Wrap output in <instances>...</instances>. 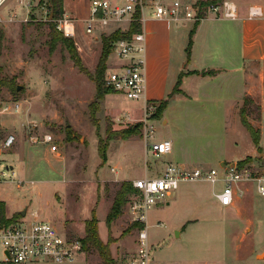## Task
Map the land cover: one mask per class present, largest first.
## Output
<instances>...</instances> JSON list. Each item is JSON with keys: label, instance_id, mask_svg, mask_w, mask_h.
Instances as JSON below:
<instances>
[{"label": "rangeland", "instance_id": "374dc122", "mask_svg": "<svg viewBox=\"0 0 264 264\" xmlns=\"http://www.w3.org/2000/svg\"><path fill=\"white\" fill-rule=\"evenodd\" d=\"M10 1L5 0L0 6V29L4 32L0 49V105L12 110L14 104H19L20 112L0 116L1 135L11 134L16 138L14 146L0 158V202L5 204V216L18 217L21 211L26 210L27 217L37 214L42 220H50L70 240L81 241L85 237V222L96 209L100 238L107 243L109 229L106 215L121 184H98L96 165L101 160L97 145L100 138L103 144L107 143L108 130L109 135H114L137 124H141L142 128L141 134L135 137L144 139L145 114L141 117V113L137 112L135 117L129 118L125 111L142 110L141 101L128 100L118 93L113 92V96L98 101L94 78L101 63L103 36L113 33L116 26L126 28L128 24H110L104 33L100 31L103 27L98 24L99 30L87 34L84 26L89 16L84 22H77L74 37H66L57 28L56 32L53 30L49 23L48 7L40 5L38 0L25 1L27 11L6 17ZM224 1L234 0H199L196 6L189 5L193 8L209 5L203 6V15L206 16L213 12L208 7H221ZM237 1L243 3L248 0ZM152 12L149 6L145 8V16L152 17ZM64 19L71 20L68 17ZM189 22L194 24L193 21ZM53 24L58 25L59 21ZM51 33H56L57 42ZM110 56L106 62L107 68L112 65ZM179 65L183 67L184 63L180 64L176 43L173 74ZM100 86L107 94H112L103 80H100ZM17 87L22 89L18 91ZM196 101L194 99L193 103ZM184 102L183 98L176 97L165 111L164 118L156 122L152 120H155L158 106L154 114L148 113L155 130L153 140H172L175 147H180L182 154L191 152L195 158L202 154L214 157L222 147L220 137H223L225 126L223 109L210 100L194 103L195 108L189 110ZM249 111V121L253 126L263 127L261 110L250 105ZM31 123H36L38 127H32ZM238 125L248 141L242 139L234 147L228 146L227 142L223 147L229 154L244 156L250 154L255 145L239 120ZM46 135L53 137L52 144H42ZM32 137L38 138L39 142L33 143ZM117 140L121 139L108 143V154L121 159L117 171L123 167L122 179L137 175L154 178L167 166L177 165L176 153L157 159L150 154L144 141H134L124 149ZM146 143L149 144V141ZM47 148L50 153L43 155V150ZM245 162L253 171L264 172V140L261 152H257L255 157L246 158ZM115 166L116 163L109 164L106 168L110 170ZM2 172L7 174L2 176ZM242 185L235 186V197L244 200L246 191L241 188ZM197 192L203 193L206 204L211 199L208 184L183 183L165 203L149 211V222L146 223L149 237L158 235L165 240L163 244L168 246L167 252L182 256L189 264H232L225 257L232 253L235 239L225 235L222 216H211L205 206L198 204L195 199ZM257 196L260 208L264 198ZM132 197L133 194L128 199ZM260 211L264 212L263 206ZM184 219L197 224L186 228L182 238L177 239L175 232L179 231L178 227L183 229L181 221ZM160 223L162 226L156 227ZM137 224L133 222L127 203L111 226L110 234L118 245L113 247L115 264H125L130 259L132 252L125 244H132L136 240L141 229ZM263 229L260 223H256L248 233L254 238L255 255L249 254L244 260L233 264H264ZM76 260L77 264H101L95 251L83 250ZM42 263L52 264L44 261L32 264Z\"/></svg>", "mask_w": 264, "mask_h": 264}, {"label": "crops", "instance_id": "0c3cea01", "mask_svg": "<svg viewBox=\"0 0 264 264\" xmlns=\"http://www.w3.org/2000/svg\"><path fill=\"white\" fill-rule=\"evenodd\" d=\"M164 1L171 4L175 0ZM181 1L184 5L193 4L196 6L195 4L199 0ZM90 3L91 0H64V17L71 18V20H66L72 22L74 33L78 25L77 22H84L89 18ZM227 3L232 4L236 8V16L234 18L225 17L222 9L218 13L207 14L197 25L193 36V44L189 51L190 32L194 28V24H191L189 21L183 23L172 20H157L149 15L145 16V10L143 12L144 21L142 23V31L145 34L146 45V90L144 99L141 100L142 110H127L125 111L126 115L128 114L129 118H133L137 115V112H140L142 117L148 105L154 104L159 106L163 100L168 99V96L173 92L180 77H182L180 93L173 95L169 99L168 105L160 120L164 118L165 111L176 97L183 98L184 103L189 106V110L195 108L194 103H202L210 100L223 109L222 114L225 117V126L222 131L223 137H220L222 147L214 157H210L209 154H202L200 157L195 158L191 156V152L182 154L180 147H175L172 140L166 139L172 143L173 149L171 154H178V158L175 160L176 166L182 168L192 170L197 168L205 170L215 169L229 163L243 162L246 158L255 157L258 152L255 147L250 150V154L244 156L232 155L223 146L228 142V146L234 147L239 145L240 140L248 138L238 125V120L241 123L240 109L243 107L246 98L251 99L255 106L260 107L262 123H264V0H248L243 3L234 0L232 2L228 1ZM24 6L27 8L25 0H11L7 7L10 10L9 13H6V17L10 15L18 16L17 13L19 11H27ZM251 8L260 9L262 15L250 17ZM113 29H115L113 32L120 30ZM128 29L129 27L123 28L124 31ZM176 43L178 44L180 52V64L184 63V65L183 67L181 65L177 66L173 74V53ZM110 59L113 62L114 57L110 56ZM207 72L213 73L212 75H205ZM114 94L106 95L104 100ZM194 99L201 102L196 101L193 103ZM152 121L156 122L159 120ZM260 131V145L263 147L264 125L260 127ZM134 141H144L145 147H148L145 138L132 137L128 140H117L124 149L128 144L134 143ZM60 146L62 145L60 144ZM45 150H43V155L50 153L48 148ZM120 161L121 159L119 157L114 158V155L112 156L107 152V162L105 165L102 166L100 161L96 165L95 177L96 179L98 178V184L109 182L119 184L123 182L133 183L136 180L143 179L138 175L135 178L122 179L123 167L121 166L119 172L117 171V164ZM115 163L116 166L114 168L107 170L106 167H109V164ZM144 178L149 177L146 176ZM188 183L208 184L211 187V199L207 204L204 202L205 199L202 192H197L195 199L199 205H203L205 209L209 210L211 216H222L225 235L228 238L235 239L234 249H232V253L229 256L225 257V260L233 264L244 260L245 256L249 254H254L256 251V246L253 242L254 238L248 233L254 229L256 223H260L264 227V220H262L264 212L260 211L261 206L264 207V200L259 208V205H257L258 196L255 185L251 182L243 183L241 188L246 191V198L242 200L235 197L232 206L223 207L214 197V194L222 189L221 184L214 186L207 182ZM152 210L153 208L150 212ZM94 211L96 212V209ZM150 212L147 214L146 223L149 222ZM26 215L19 217H27ZM223 216H225V220ZM5 218L17 219L15 216L8 218L7 215ZM190 221L193 220L184 219L181 221V224L184 225L183 229L178 227L179 231L175 232L177 239L182 238L186 228L197 224L189 223ZM139 225L141 228L143 227L142 224ZM145 226L147 227V224ZM160 226H162L161 223L156 227ZM148 239L155 264L190 263L185 261L182 256L174 255L172 254L173 252H167L168 246L163 244L165 240L158 237V235H153L151 238L148 233ZM103 242L106 243L105 241ZM120 243L121 241L118 243L119 246H121ZM114 246H118L117 242L110 245L113 257H115L113 253ZM125 247H129L128 249L132 252L130 256H132L137 249L136 240L132 244L131 242L127 245L125 244ZM257 257L258 254H256V259ZM62 264H77V260L72 263Z\"/></svg>", "mask_w": 264, "mask_h": 264}, {"label": "built area", "instance_id": "2783aa9c", "mask_svg": "<svg viewBox=\"0 0 264 264\" xmlns=\"http://www.w3.org/2000/svg\"><path fill=\"white\" fill-rule=\"evenodd\" d=\"M5 0H0V6ZM28 1L29 0H25ZM149 6L152 9V17L157 20H172L174 22H195L198 18L200 7L184 5L181 0H175L171 4L164 0H91L90 19L85 23V31L91 34L99 28L104 33L110 24L126 23L128 27L136 20V14L141 13L139 23H143V12ZM212 13H218L221 9L225 17L234 18L236 8L225 2L220 6L209 7ZM261 10L251 8L250 17L261 16ZM68 26H71L68 28ZM123 30L124 27L116 26ZM57 29L66 37H74V26L68 20H61ZM146 45L143 31L135 34L131 39H122L111 44V56L114 62L107 68L105 85L115 93L123 95L131 101L144 99L146 90ZM1 88V84H0ZM156 105L150 104L145 108V140L149 141L150 154L155 158L169 155L172 152V143L168 140L154 141V127L150 124L148 113L154 114ZM20 112V105L14 104L12 110L0 105V116L11 115ZM37 128L36 123H31ZM33 143H38V138L32 137ZM42 144L50 145L53 137L46 135ZM16 143L15 136L1 135L0 131V158L4 152L11 149ZM7 173L2 172L5 176ZM188 182H207L211 185H222V189L214 194L215 199L223 206L230 207L235 199V186L240 183L251 182L255 185L256 192L264 197V172L253 171L249 163H229L215 169H186L176 165H169L165 171L154 178H143L134 181L135 192L129 200V213L133 222L142 224L136 238V252L125 264H155L152 249L149 244L146 229L148 212L165 203L171 194L178 190L180 184ZM27 216V215H26ZM83 253L81 241L70 240L62 234L50 221L42 220L37 214L31 217H19L17 219L0 220V264H32L36 262L72 263Z\"/></svg>", "mask_w": 264, "mask_h": 264}, {"label": "trees", "instance_id": "16d2710c", "mask_svg": "<svg viewBox=\"0 0 264 264\" xmlns=\"http://www.w3.org/2000/svg\"><path fill=\"white\" fill-rule=\"evenodd\" d=\"M39 4L42 6H47L49 10V19H50V14L53 12L52 20L49 21L51 26L53 27V30L56 32L57 24L56 23L60 20H63L64 17V0H40ZM203 6H209V5H203ZM203 6L200 7V12L198 15L197 20L194 22V28L190 32V40H189V46H188V51L190 50L192 44H193V36L195 33V30L197 28L198 23L200 22L201 19H203L205 16L203 15ZM209 8V7H208ZM141 18V13L138 12L136 14V20L132 22L130 25L129 29L125 32L121 30H117L110 35L103 36L102 38V56H101V63L97 66V72L96 76L94 78L95 84H96V89H97V100L101 101L105 98L106 95H109L110 93L107 94L106 90H102L100 86V80H103L105 84V74H106V62L111 54V44L113 42L122 40V39H131L135 34L139 33L142 31V25L139 23V19ZM53 33V31H52ZM51 36L53 39L57 42L58 37L56 36V33H54ZM63 33V32H61ZM64 35V34H63ZM4 40V32L3 30L0 29V49L2 47V43ZM213 72H207L205 75H212ZM181 78H179L173 92L168 96V99L163 100L157 109L156 115L154 116L155 120H160L162 117V114L164 110L166 109L169 99L175 95L180 93V83H181ZM106 86V85H105ZM18 88V87H17ZM106 88L109 91L113 90L110 89L109 87L106 86ZM115 93V92H114ZM254 105V102L246 98L243 107L240 109V118H241V123L249 133L253 144L257 148L258 152H261V131L260 128L254 127L253 124L249 121V106ZM255 106V105H254ZM257 107V106H256ZM99 108V107H98ZM260 110V107H257ZM97 111L94 110V112ZM141 124H137L135 126L129 127L127 129L120 130L116 132L114 135H109V130L107 131L108 137H107V143L103 144L102 138L99 140V146H98V154L101 159V165H105L107 162V152H108V147H109V142L115 140V139H121V140H128L132 137L139 136L141 134ZM247 162L243 161L241 164H245ZM135 192L133 188V184L131 182H123L121 184L120 189L115 195L113 204L107 214L106 217V225L109 229V241L107 243H104L100 236H99V231H98V220L96 218L95 211L92 213V217L85 222V237L81 240L82 245H83V250L86 252L90 251H95L101 261V264H115L114 259L112 257L111 251H110V245L114 242L113 238L111 236V226L113 223L119 218V216L122 214L123 208L125 205L129 202V196ZM21 216V215H19ZM18 216V217H19ZM17 218V217H16ZM0 220L4 221L5 220V204L0 202ZM139 228H141L140 225L137 224Z\"/></svg>", "mask_w": 264, "mask_h": 264}, {"label": "water", "instance_id": "95a60500", "mask_svg": "<svg viewBox=\"0 0 264 264\" xmlns=\"http://www.w3.org/2000/svg\"><path fill=\"white\" fill-rule=\"evenodd\" d=\"M52 16H53V12L50 14V21L52 20ZM22 89V87H18L17 90L20 91ZM26 210L20 212L21 216H25L26 215Z\"/></svg>", "mask_w": 264, "mask_h": 264}, {"label": "bare ground", "instance_id": "6f19581e", "mask_svg": "<svg viewBox=\"0 0 264 264\" xmlns=\"http://www.w3.org/2000/svg\"><path fill=\"white\" fill-rule=\"evenodd\" d=\"M232 7H234L232 4H230ZM71 26H68V28H70ZM264 256V255H263Z\"/></svg>", "mask_w": 264, "mask_h": 264}]
</instances>
